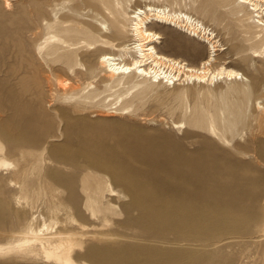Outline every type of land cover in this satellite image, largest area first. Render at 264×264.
I'll return each instance as SVG.
<instances>
[{"label": "rangeland", "instance_id": "rangeland-1", "mask_svg": "<svg viewBox=\"0 0 264 264\" xmlns=\"http://www.w3.org/2000/svg\"><path fill=\"white\" fill-rule=\"evenodd\" d=\"M5 1L0 0V141L14 164L0 170V242L18 233L33 214L48 217V193L55 190L67 206L80 211L75 219L87 227L71 224L65 214L58 219L68 221L69 232L92 234L74 264H264V114L257 105L264 106V53L251 61V50L264 52V40L230 13L228 1L9 0L11 9ZM145 4L168 5L212 28L226 47L217 51L212 68L240 71L253 80L250 92L237 91L242 85L227 78L215 79L211 86L186 82L174 89L137 87L135 78L87 104L67 99L58 80L80 89L99 86L98 53L112 49L81 47L86 70L74 75L61 62L41 58L37 46L45 34L35 36L36 28L43 30L46 22L68 13L95 23L90 16L96 12L112 26L113 15ZM38 6L44 9L36 11ZM123 24L119 45L132 38L131 21L125 18ZM152 29L164 37L158 46L162 53L191 66L207 58V43L187 30L169 25ZM120 94L133 101L128 110L115 112L110 99ZM236 106L240 109L232 110ZM235 118L236 129L230 132ZM27 122L39 127L29 130V136L44 138L39 142L42 168L27 180L34 181L29 187L35 194L29 196L20 191L13 167L20 129ZM214 126L229 141L220 140ZM64 130L67 139L58 136ZM107 181L119 196H109ZM87 188L92 194L104 192L97 219L85 206ZM0 264L55 263L9 253Z\"/></svg>", "mask_w": 264, "mask_h": 264}, {"label": "bare ground", "instance_id": "bare-ground-1", "mask_svg": "<svg viewBox=\"0 0 264 264\" xmlns=\"http://www.w3.org/2000/svg\"><path fill=\"white\" fill-rule=\"evenodd\" d=\"M227 1L230 13L240 21H247L254 37L264 40V0ZM5 7L11 9L9 0L5 1ZM42 9H44L43 6H38L36 11ZM130 11L131 13H127L121 10L115 15L112 13L114 21L112 26L108 24L101 13L96 12L95 15H88L91 20H95V23L86 18H82L83 20L80 21L81 15L68 13L64 14L60 20L55 19L46 22L43 30L40 27L36 28L35 36L40 35V31L45 34L42 38L43 41L37 46V52L41 55V58L61 62L74 75L86 70L79 58L78 50L81 47L84 46L88 50L99 51V47L107 45L112 49V51L104 50L98 53L96 65L100 67V73H103L98 79L99 86L89 84L86 88L80 89L75 85L67 86L70 83L67 79L58 80V87L67 96V99L78 105L87 104L102 92L123 85L124 79L135 78L138 79L135 84L137 87L144 84L146 86L164 85L172 86V89L184 85L186 82L187 84L191 82L192 84L195 82L205 84L207 81V86H211L215 79L227 78L234 81V84L242 85V88L237 89V91L244 95L250 92L253 80L247 78L240 71L224 66L212 68L213 63L216 61L217 51H224L226 47L220 43L217 33L203 21L187 12H172L168 5L145 4L144 7L131 8ZM125 18L131 21L130 36L132 38L128 43L119 45L117 41L125 34V25L123 24ZM168 25L187 30L191 35L197 36L207 43L209 50L207 58L201 61L198 66H191L183 60L162 53L158 46L162 44L164 37L161 32L153 30L152 27ZM55 31H60L66 36H59ZM73 34L82 36L81 40L72 42L70 36ZM263 53V51L251 50V61L253 63L256 60L258 61ZM101 86H103V90H101ZM136 97L138 96L136 95ZM110 100H112L110 102L112 105H116L115 112H117L128 110L130 108L128 103L132 102L133 98L120 94ZM104 101H107V97L104 98ZM257 105L260 112L264 114V106H260L258 102ZM239 109L240 107L236 106L232 110L238 111ZM28 121H32V119ZM24 124L22 123L23 126L20 129L19 144L15 148V153L18 155V164L16 168L13 167L15 176L20 179V191L29 196L30 193L35 194V190L29 187L31 184L34 185V181L29 182L27 180L34 171H40L42 168V150L39 142L44 138L29 136V130L34 131L39 127L32 122ZM174 125L179 127L183 126L184 123L176 122ZM236 126L237 121L235 118L230 122L228 130L231 132L236 129ZM213 131L223 142L229 141L225 132L218 133L215 126ZM58 136L67 139L65 130ZM8 149L0 141V170L9 169L14 164L6 158V154L9 152ZM88 190V188L85 189L87 193L85 206L91 212V217L97 219V213L102 212L99 204L102 202L104 192L100 189L92 194ZM107 190L109 196H119V192L109 181H107ZM58 194L55 190H50L48 193V202L51 204L48 217L41 213L38 216L35 215L36 213L33 214L21 226L18 233H16L17 231L12 232L7 242H0V257L14 253L17 256L42 258L55 264H74V258L78 257V254L83 251L85 239H88L92 234L88 231L83 233L69 232L66 228L68 221L62 222L58 219L60 214H65L66 219L71 220V224H78L83 229H86L87 226L75 219V212L80 211L74 209L75 207L67 206L65 200L61 199L60 194ZM27 196L25 199L28 198ZM106 209L109 210V208ZM105 212L103 214L106 216ZM90 249L91 246L85 251L87 257L91 253ZM107 250L114 252L113 249ZM88 262L91 263V259Z\"/></svg>", "mask_w": 264, "mask_h": 264}]
</instances>
